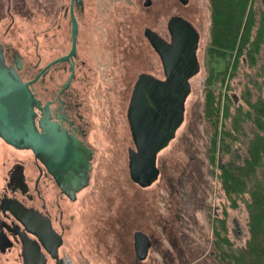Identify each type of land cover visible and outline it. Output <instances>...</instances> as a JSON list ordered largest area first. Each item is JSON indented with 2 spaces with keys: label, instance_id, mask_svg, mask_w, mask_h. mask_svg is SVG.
Returning <instances> with one entry per match:
<instances>
[{
  "label": "rangeland",
  "instance_id": "rangeland-1",
  "mask_svg": "<svg viewBox=\"0 0 264 264\" xmlns=\"http://www.w3.org/2000/svg\"><path fill=\"white\" fill-rule=\"evenodd\" d=\"M146 1L83 0L80 55L89 69V81L81 97L93 123L96 153L89 185L78 196L81 203L66 213V264H223L214 247L217 219H225L224 237L234 248L244 246L248 239L245 203L237 200L238 206L231 208L218 170L209 164L207 154L210 135L203 102L209 60V0H189L186 7L177 0H149L148 6ZM27 3L31 11L16 15L6 36L1 33L9 18L0 20L1 40L17 49L25 66L36 61L37 55L42 60L47 55L43 32L48 0ZM62 3L68 6L69 0ZM176 14L190 20L200 35V70L190 79L183 123L157 156L159 177L151 186L141 188L130 180L128 172L127 153L133 148L126 119L128 100L139 73L163 79L160 61L143 36L144 28L168 41L166 22ZM226 62L214 61L213 69L222 71ZM263 63L264 51L259 65ZM255 74L256 69L241 66L229 81V94L236 103L241 102V93ZM229 122L225 121L227 128ZM235 148L243 156L242 149ZM25 154L0 139V163ZM219 159L224 162L228 156ZM137 231L151 240L143 261L137 260L133 249ZM7 264L19 263L9 260Z\"/></svg>",
  "mask_w": 264,
  "mask_h": 264
},
{
  "label": "flooded vegetation",
  "instance_id": "flooded-vegetation-1",
  "mask_svg": "<svg viewBox=\"0 0 264 264\" xmlns=\"http://www.w3.org/2000/svg\"><path fill=\"white\" fill-rule=\"evenodd\" d=\"M62 1L48 0L45 7L43 41L47 43V55L43 60L37 55L36 61L25 66L17 49L1 40L2 35L6 36L13 27L16 15H27V11H31L27 0H0V20L9 18L0 35V45L8 66L17 68L20 64L18 73L29 83V89L42 109H34L36 127L39 120L55 124L86 149L92 150L90 163L93 169L96 153L92 142L93 123L88 117L87 103L81 97L89 81V69L80 55L83 0L81 4L69 0L68 6ZM177 2L186 7L189 0L185 5L180 0ZM71 9L78 28L75 54L68 60H61L72 47ZM172 16L181 17L193 26L181 14ZM37 49L36 44L38 52ZM142 73L147 72L138 76ZM15 150L26 154L2 159L0 163V264H7L9 260L19 264H66V213L80 205L78 196L82 190H76L75 185L66 188V179L72 170H67L65 165L59 163L48 167L31 150ZM79 168L82 171V167ZM73 174L79 175L75 171Z\"/></svg>",
  "mask_w": 264,
  "mask_h": 264
},
{
  "label": "water",
  "instance_id": "water-1",
  "mask_svg": "<svg viewBox=\"0 0 264 264\" xmlns=\"http://www.w3.org/2000/svg\"><path fill=\"white\" fill-rule=\"evenodd\" d=\"M75 1L82 3V0ZM180 2L185 5L187 0ZM149 4V0L146 1L145 5ZM70 19L72 47L61 60H68L75 54L78 28L72 9ZM166 29L168 41L148 27L143 30L144 37L160 60L163 79L148 73L140 74L126 110L133 143L127 153L129 178L141 188L157 181V156L174 139L183 123L190 79L200 70L198 31L177 16L168 19ZM19 69V63L17 68L5 63L0 45V139L14 149L31 150L48 167L59 163L65 165L67 170H72L68 173L66 188L75 185L76 190H83L89 185L93 151L55 124L39 120L36 127L34 109H42L31 93L29 83L20 77ZM73 171L79 175H74ZM150 247L151 240L145 233L134 232L133 249L137 260H145Z\"/></svg>",
  "mask_w": 264,
  "mask_h": 264
},
{
  "label": "trees",
  "instance_id": "trees-1",
  "mask_svg": "<svg viewBox=\"0 0 264 264\" xmlns=\"http://www.w3.org/2000/svg\"><path fill=\"white\" fill-rule=\"evenodd\" d=\"M209 10L203 102L210 135L208 160L218 170L221 189L231 208L238 206L237 200L243 201L248 213L244 246L234 248L224 237L225 219H217L214 247L223 264H264V80L259 81L264 78V63L259 65L264 51V0H209ZM220 60L227 61L226 65L216 71L212 63ZM241 66L256 69V74L255 79L248 80L238 104L229 94L228 83ZM226 120L230 121L228 128ZM235 146L242 149L243 156ZM220 155L228 159L221 162Z\"/></svg>",
  "mask_w": 264,
  "mask_h": 264
}]
</instances>
